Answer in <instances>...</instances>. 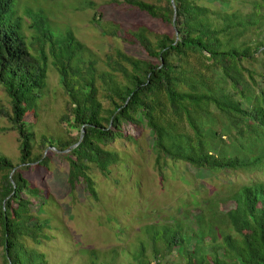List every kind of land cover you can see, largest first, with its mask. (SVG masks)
Listing matches in <instances>:
<instances>
[{
  "label": "trees",
  "instance_id": "trees-1",
  "mask_svg": "<svg viewBox=\"0 0 264 264\" xmlns=\"http://www.w3.org/2000/svg\"><path fill=\"white\" fill-rule=\"evenodd\" d=\"M120 2L174 34L130 32L146 60L116 50L106 56V70H97L96 62L82 60L84 47L72 34L55 37L39 15L28 14L35 35L29 41L23 19L12 11L14 0H0V89L9 106L1 115L19 149L17 165L0 155L3 264H49L45 245L52 231L63 228H54L52 217H38L52 200L24 171L30 164L47 168L53 151L67 162L71 194L84 185L95 201L93 175L118 186L112 168H119L127 146L138 144L143 127L152 136L162 183L169 163L211 173H264V0H173L174 7L171 0ZM245 5L248 13L240 11ZM48 63L65 98L58 119L64 138L41 136L36 145L32 127ZM33 201L42 203L36 211ZM225 202L233 208L224 213L218 207ZM195 206V215L183 211L179 219L145 225L142 230L155 229L143 235L149 250L140 239L130 264H151L149 255L154 264H164L176 250L179 262L170 264H264V182Z\"/></svg>",
  "mask_w": 264,
  "mask_h": 264
},
{
  "label": "rangeland",
  "instance_id": "rangeland-1",
  "mask_svg": "<svg viewBox=\"0 0 264 264\" xmlns=\"http://www.w3.org/2000/svg\"><path fill=\"white\" fill-rule=\"evenodd\" d=\"M249 9L246 5L240 6L243 13H248ZM12 11L23 19L29 41L35 35L28 29L32 23L28 14L41 16L55 37L72 34L84 47L82 60L96 62L97 70H106L105 58L116 50L146 60L130 32L145 29L152 35L171 37L174 34L171 27L152 20L120 0H14ZM261 11L264 12V8ZM94 16L95 21H92ZM114 31H118L117 37L111 35ZM260 38L264 39V35ZM64 102L58 75L49 64L44 96L37 102L36 120L32 127L36 145L41 136L64 138L58 126ZM4 109H9L8 99L0 89V155L17 165V135L9 130L8 121L2 117ZM129 132L134 134L131 129ZM228 141H225V146H229ZM137 142V145L127 146L126 150L118 145L115 147L119 152H125L119 168H112L113 176L120 181L118 186L97 173L93 175L97 201L88 196L84 185H78L74 195L71 194L67 185V162L53 149L56 155L47 168L30 164L24 171L30 184L47 192L52 200L51 206L43 208L45 214L44 211L39 212L38 217H52L55 220L53 227L63 228V231H52V240L45 245L49 264H130L131 254L138 251L140 239L149 250L148 236L143 235L146 232L151 235L154 228L142 230L145 225L158 220L168 221V218L179 219L183 211L195 215L198 213L195 204L201 200L225 196L253 181L264 182V173L257 170L211 173L186 164L169 163L162 183L160 173L154 167L152 136L145 127ZM39 153L35 146L33 155ZM41 204L33 201L32 206L36 211ZM232 208V202H225L219 203L218 210L225 213ZM134 214H139L138 219L131 218ZM176 251L165 258L164 264L179 262L175 257ZM149 260L154 264L150 255ZM0 264H3L1 247Z\"/></svg>",
  "mask_w": 264,
  "mask_h": 264
},
{
  "label": "water",
  "instance_id": "water-1",
  "mask_svg": "<svg viewBox=\"0 0 264 264\" xmlns=\"http://www.w3.org/2000/svg\"><path fill=\"white\" fill-rule=\"evenodd\" d=\"M171 4H172V6L174 7L173 0H171ZM81 133H83V131H82ZM80 139H81V138H80Z\"/></svg>",
  "mask_w": 264,
  "mask_h": 264
}]
</instances>
